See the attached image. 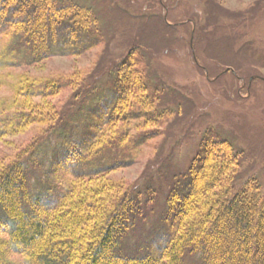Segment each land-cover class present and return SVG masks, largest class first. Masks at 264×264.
I'll list each match as a JSON object with an SVG mask.
<instances>
[{
  "label": "trees",
  "instance_id": "16d2710c",
  "mask_svg": "<svg viewBox=\"0 0 264 264\" xmlns=\"http://www.w3.org/2000/svg\"><path fill=\"white\" fill-rule=\"evenodd\" d=\"M102 30L99 15L73 0H0V37L8 40L0 70L86 55L104 42ZM146 63L141 54L121 61L65 116L0 107V140L47 125L0 169V264H13L12 254L25 264H264V193L255 179L236 189L243 156L217 130L204 133L161 211L158 188L99 182L130 168L154 137L131 135V121L159 126L171 113L157 106L161 91ZM64 86L26 79L16 94L46 98Z\"/></svg>",
  "mask_w": 264,
  "mask_h": 264
},
{
  "label": "rangeland",
  "instance_id": "374dc122",
  "mask_svg": "<svg viewBox=\"0 0 264 264\" xmlns=\"http://www.w3.org/2000/svg\"><path fill=\"white\" fill-rule=\"evenodd\" d=\"M73 1L99 15L102 45L80 57L1 69L0 107L10 112L27 109L24 106L43 108L48 116H65L90 89L104 86L121 61L131 57L132 62L141 54L146 57V76L161 91L157 106L171 113L159 126L131 121V135L154 137L139 148L130 168L107 173L99 182L123 189L158 188L161 211L204 133L214 129L242 153L236 189L255 179L264 193V0ZM159 18L170 32L161 30ZM7 42L0 37V52ZM26 79H56L65 86L46 98L17 95L16 87ZM45 124L36 122L0 140V169L45 132ZM215 149L227 156L224 147ZM9 261L25 264L17 254Z\"/></svg>",
  "mask_w": 264,
  "mask_h": 264
}]
</instances>
